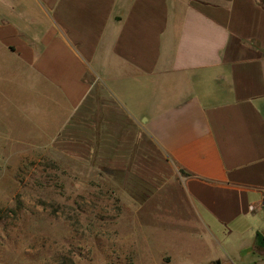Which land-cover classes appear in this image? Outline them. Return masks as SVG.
Instances as JSON below:
<instances>
[{
	"label": "crops",
	"instance_id": "obj_1",
	"mask_svg": "<svg viewBox=\"0 0 264 264\" xmlns=\"http://www.w3.org/2000/svg\"><path fill=\"white\" fill-rule=\"evenodd\" d=\"M9 91L0 140L177 180L201 264H264V0H0Z\"/></svg>",
	"mask_w": 264,
	"mask_h": 264
},
{
	"label": "rangeland",
	"instance_id": "obj_2",
	"mask_svg": "<svg viewBox=\"0 0 264 264\" xmlns=\"http://www.w3.org/2000/svg\"><path fill=\"white\" fill-rule=\"evenodd\" d=\"M7 94L0 96L5 132L23 117ZM25 143L0 140V264H201L211 256L212 245L183 223L177 180L156 187Z\"/></svg>",
	"mask_w": 264,
	"mask_h": 264
},
{
	"label": "built area",
	"instance_id": "obj_3",
	"mask_svg": "<svg viewBox=\"0 0 264 264\" xmlns=\"http://www.w3.org/2000/svg\"><path fill=\"white\" fill-rule=\"evenodd\" d=\"M263 206H264V202H263Z\"/></svg>",
	"mask_w": 264,
	"mask_h": 264
}]
</instances>
